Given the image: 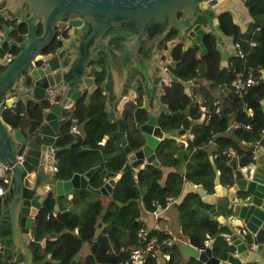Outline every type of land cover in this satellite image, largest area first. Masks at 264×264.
<instances>
[{"label":"water","instance_id":"95a60500","mask_svg":"<svg viewBox=\"0 0 264 264\" xmlns=\"http://www.w3.org/2000/svg\"><path fill=\"white\" fill-rule=\"evenodd\" d=\"M195 1L0 0V14L16 19V23L23 21L26 25L25 32L20 34L21 40L15 41L9 35L13 26L1 24L0 48L4 44L8 48L12 45L17 48L11 55L1 54L0 49V178L6 183L0 197L9 203L0 208L1 264L6 263L5 257L10 254H14L13 261L18 264H42L45 261L32 262L31 252L24 240L29 237L33 218L47 194H51L54 200L53 210L57 212V198L69 197L73 189H87L104 196L111 192L116 178H110L107 173L102 175L98 186L89 184L88 179L97 165L83 172H73L66 179L57 178L54 171L56 162L53 155L59 148L54 147L53 142L63 121L60 115L67 107L64 104L67 87L73 88L74 92L81 90L80 77L85 74V60L92 50L107 52L108 104L112 110L105 106L104 111L107 112L108 120H113L116 124L110 134L119 139L126 154L120 171L127 170L134 160L142 161L139 167L159 165L154 148L163 138H172L178 145L174 153L178 159L177 170L183 173L184 157L189 153L183 142L190 120L184 111L170 112L163 105L162 112L177 118L180 126L175 130H163L157 122V80L166 74L155 61L156 39L174 23L180 28L175 30L182 34V38L194 25L211 29L210 9L195 5ZM204 5L200 2V6ZM243 9L237 1L232 0L213 6L216 14L227 11L241 31L244 30L246 21H254L246 9ZM57 21L59 25L64 21L73 25V42L61 47L58 63H52L48 59L41 68H37L43 74L41 78L47 80L39 83L33 71L36 69L31 67L33 61L39 59V50L51 37L52 25ZM218 34L223 35L220 30ZM216 50L220 66H227L229 58L236 56L234 45H226V41L222 44L218 42ZM25 71H28L30 78L28 84L25 83ZM137 75H142L151 109L146 104L143 105L148 113L147 117L144 122L136 125L143 142L132 150L125 141L121 110L123 103L128 100L125 97L127 88ZM179 82L184 86L190 84L189 81L180 79ZM47 88L54 92L49 98H43ZM18 100L24 105L31 100L34 105H39L40 119L35 121L33 128L24 130L22 126L12 127L3 120V108L12 107ZM261 110L264 114L263 101ZM69 145L67 143L61 148ZM238 159V156L231 154L227 161L231 169V182L227 185L219 183L212 162L215 175L211 193L206 192L201 185L183 181L175 203H179L187 192H194L201 202L209 205V208H205L195 204V209L199 215L216 219L225 227L230 248L225 249L222 256H217L211 251L212 240L208 241L203 250L179 241L177 246L182 258L193 257L202 264H264V148L256 146L253 161L247 165H240ZM143 192L144 188H141V195ZM238 227H244L247 234L241 236L236 233L235 229ZM3 231L9 233V245H6ZM75 257L69 264L74 263Z\"/></svg>","mask_w":264,"mask_h":264},{"label":"trees","instance_id":"16d2710c","mask_svg":"<svg viewBox=\"0 0 264 264\" xmlns=\"http://www.w3.org/2000/svg\"><path fill=\"white\" fill-rule=\"evenodd\" d=\"M248 6L254 21L245 33L235 32V37L240 40L244 51L243 60L233 57L227 66H220L218 52L212 50L199 58L191 59L193 57L190 55L192 62L183 65L176 72L181 78L198 76L208 80L207 85L197 84L194 91L195 96L200 97V102L209 108L208 122L198 120L200 112L197 101L191 102L192 98L184 93L176 94L174 88L167 93L171 109L188 106L186 114L190 118L188 130L191 136L186 140L189 153L184 157L182 174L177 170L178 159L174 156L178 145L172 138H163L154 148L159 165L147 164L139 167V161L135 160L127 170L120 171L126 159L125 153L119 139L110 134L115 123L107 120L101 108L100 93L93 95L87 107L81 111L76 110L78 122L81 123V134L67 131L69 121L63 126L54 139L55 147L59 148L54 155L57 178L66 179L73 172H83L94 165L98 167L88 179L93 187L100 184L104 173L114 176L119 172V175L104 206L91 191L73 189L69 199L62 196L59 210L52 215L54 200L50 193L45 196L34 216L33 236L39 239L46 233L55 232L56 257L61 259V264H66L79 251L83 242H87L88 250L78 261L79 264H116L125 255L119 251L120 248H130L135 242L136 231L143 225L140 220L141 209L151 211L162 207L167 195L176 197L179 194L184 180L199 184L206 192L211 193L215 175L212 162L219 183L230 184L231 169L227 164L230 155L238 156L240 165H247L253 161L254 148L259 145L264 148V134L261 133V128L264 127V114L261 110V101L264 102V80L249 87L242 98L236 96L232 87L233 69L264 66V0H248ZM225 17L228 23L225 30H230L229 16ZM13 21L12 18L0 14V28L2 23L12 25L9 35L18 39V34L25 31V24H15ZM249 38L254 41L253 45H249ZM11 51L16 52L17 48L14 47ZM214 90H219V93L216 94ZM22 108L20 103L3 108L1 116L12 127L20 126L23 121V116L20 115ZM247 109H250V113ZM28 113L36 114L32 109H28ZM122 116L125 141L132 150L137 149L143 138L134 125L132 106H127ZM230 116L248 124V127L233 126L230 134L225 133ZM136 117L142 120L145 115L136 111ZM158 121L163 130H175L180 126V121L170 115L162 114ZM102 138L106 140L101 145L98 141ZM67 143H70L68 147L61 148ZM1 184L3 182L0 179ZM141 188H144L142 195ZM154 200L157 202L153 203ZM66 203L70 205L67 206ZM195 204L209 208V205L201 202L192 192L186 193L179 203L173 204L180 236L194 246H201L202 240L209 237L212 240V253L222 256L223 251L230 248L224 236L227 232L225 227L216 219L199 215ZM150 233L158 234L154 230ZM177 244L178 242L173 241L161 249L168 253V258L162 264H180L181 261L184 264H202L193 257L183 260ZM148 264L160 263L151 258Z\"/></svg>","mask_w":264,"mask_h":264},{"label":"flooded vegetation","instance_id":"af4514ba","mask_svg":"<svg viewBox=\"0 0 264 264\" xmlns=\"http://www.w3.org/2000/svg\"><path fill=\"white\" fill-rule=\"evenodd\" d=\"M223 1H225V0H196L195 1V5L203 8V9H207V8L210 9L211 29L201 28L199 25H194L192 27L191 31L186 36H184L182 38V34L175 30V29L179 30L180 28L176 25V23H174L173 25L166 28L165 29L166 31L164 30V32H162L160 34V36L157 37L155 61L165 71V74H166L165 76L164 75L160 76L159 79L157 80L158 85H159V112L157 113L158 124H159L158 120H159L160 116L162 114H164L162 112L163 111V107H162L163 105H165L166 108L170 112L182 110L186 114V111H187L184 108L171 109V106L169 105V103L167 101L168 91H170L174 88L176 90V94L179 93L181 95L182 93H184L188 98H192L190 100L192 102L196 98L194 91L196 90L195 88L197 87V84L201 83V81H204L203 79H201L198 76L181 78L176 72L183 65L191 63L192 62L191 59H194L196 57L199 58L200 55L206 56L210 51L216 50V44L218 42H219V44H222V43H225V41H226V45H229L231 43L234 45V41L236 40L235 32L238 31L240 34H243L249 30L251 24L253 23V22H247L246 21L244 30L241 31L240 27L235 22L232 21V18L227 11H223V12L216 14L213 11V6L220 4ZM232 1H237L239 3L240 7L242 9L245 8L247 13L249 14V16L251 18H253V20H254V17L249 10L248 0H232ZM200 2L204 3L205 5L203 7L200 6ZM23 11L25 14H27L25 9H23ZM243 11H244V9H243ZM227 15L229 16V24H231V26L229 28L230 30H225L226 25H228V23L226 21L227 17H225ZM240 17H242V14L240 15ZM13 20H14L13 22H15V24L23 22V21H19L18 23H16V19H13ZM59 26H60V28H59ZM25 30H26V25H25ZM200 30H201V33H200ZM218 30L222 31V33H223L222 36H219ZM23 32H25V31H23ZM23 32H20L18 34L19 35L18 39H15V38H13V39H15V41H20L21 40L20 34ZM239 38H241V37H239ZM72 39H73V25L68 24L67 21H64L61 25H59V23L57 21L55 24L52 25V35L47 40V42L40 48L39 59L33 61V64L31 67L33 69H36L33 71H34L36 78L39 81V83L44 82V80H46V78L44 80L41 78V76L43 74L39 73L37 71V68H41L46 63V61L48 59L52 63L53 62H55V64L58 63V61L60 59L61 47L65 46L67 43L71 42ZM219 39H221V42L219 41ZM14 47L16 48L15 45H12L10 48H8L5 44L2 45V47L0 48L1 54L2 53H6L7 55L14 54L15 52L11 51V49ZM202 49H204V51H202ZM190 55L193 58L189 59ZM106 57H107L106 51L92 50L90 52L88 58L85 60V74H82L80 77V81L82 83L81 90L74 92L73 88L67 87L68 93H67V96L64 100V104L67 105V107L63 110V112L60 115V118H62V120H63L59 126L60 132H61V129L63 128V126H65V124L69 121L67 131L72 132V133L81 134L80 129H79L81 123L78 122L76 110L80 109V111H81L82 109L87 107L89 105L93 95L95 96L97 93H100V95H101V100H102V107L101 108H102L103 112H105L106 118L108 120L107 112L104 111V107L106 106L108 108V110H112V109L109 107V104H108ZM231 58H233V57L231 56L229 58V61L231 60ZM229 61H228V63H229ZM24 74L26 76L25 77V83L28 84L30 82L28 71H25ZM51 77H53V76L51 75ZM179 79L183 80V81H189L190 84L184 86L181 82H179ZM194 80H198L199 82L198 81L193 82ZM53 92L54 91L52 89L47 88L45 90V93L43 94V98H45V97L49 98L53 94ZM125 97H128V100L123 103V108H122L121 112H123V110L127 106H132L134 125L137 128V126H136L137 123L144 122L146 117H147V114H148L143 105L146 104V106L151 109L149 98L147 95V91H146V88L143 84L142 75H137V76L133 77L129 87L127 88V92H126ZM105 102H106V105H105ZM17 103H20L23 106L22 111L20 112V115L23 116V121H22L20 126H22V128H26V129L33 128L36 125L35 121L40 119V113H39L40 110L38 107L39 105H37V104L34 105L32 100L29 102H25L26 105H24V103L21 100H18L13 106H15ZM42 105H44V103H42ZM28 109H32V111H34L36 114L35 115H29ZM136 111L141 113V114H144L145 118H143L142 120H138L136 117ZM122 119H123V116H122ZM108 121H110V120H108ZM111 122H114V121L112 120ZM71 125L74 126L75 131L69 130ZM115 127H116V124H115ZM185 135H186V133H185ZM105 140L106 139L102 138L100 141H98V143L102 145V144H104ZM185 140H187L186 136H185ZM183 144H184V142H183ZM53 146L55 147L54 142H53ZM184 146H186V145L184 144ZM54 155H55V153H54ZM54 155H53V157H54ZM125 157H126V154H125ZM54 160H55V158H54ZM137 161H139V163L142 162L141 160H137ZM54 171H56V167H55ZM0 179L3 182V184H1V186H3L5 189L6 183L4 182L3 178H0ZM70 196H71V194H70ZM70 196L69 197L65 196L64 198L69 199ZM96 196H98V198L100 199V197L104 196V195H96ZM107 196H109V195H107ZM61 200H62V196H59L57 198L58 206H59V201L61 203ZM0 201H1L0 208L3 204H5L6 206L9 205V203L7 201L1 200V197H0ZM66 204H67V206L70 205L69 203H66ZM65 209H62V210L64 211ZM51 211H54V210H51ZM33 220H34V218H33ZM2 235L6 241V245H9V237H8L9 233L6 231H3ZM24 242L31 252V261L32 262L39 263L41 260L45 259V261L42 264H61V259L56 257L57 237H56L55 232L46 233L41 238L35 239V237L33 236V226H32L29 229V237L26 240H24ZM83 252H84L83 249L80 248L78 252L74 253L70 257V259L68 260V262L66 264H69V261L72 258H74L76 255L77 256L75 257V261L73 264H79L78 261L81 259ZM13 255L14 254H10V255H7L5 257L6 263L12 262L14 264H18L17 262L13 261Z\"/></svg>","mask_w":264,"mask_h":264},{"label":"built area","instance_id":"2783aa9c","mask_svg":"<svg viewBox=\"0 0 264 264\" xmlns=\"http://www.w3.org/2000/svg\"><path fill=\"white\" fill-rule=\"evenodd\" d=\"M1 28H0V34H1ZM249 45H253L254 41L252 39H248ZM234 49L235 54L238 59L243 60L244 58V51L242 49L240 40L236 39L234 41ZM259 68H240V69H233L234 76L232 79V87L234 90V93L237 97L242 98V96L245 94L247 89L253 85L258 84L259 82H262L264 80L263 73L259 71ZM195 101H197V108L200 112V121H203L204 123L208 122L209 118V108L200 102V98L196 97ZM247 111L250 113V109H247ZM233 126H242L247 128L248 124L242 123L239 120H233L231 123ZM69 130H74L75 128L73 125L70 126ZM261 133H264V127L261 128ZM186 139L190 138L191 133L189 130L186 131ZM184 144H187V141L185 140ZM4 191V187L0 185V194ZM157 201L154 200L153 203H156ZM175 202V197L171 195H167L165 197V203L162 207L168 206L170 204H173ZM155 210V209H154ZM152 210V211H154ZM51 213L54 215L55 212L51 211ZM235 232L238 233L241 236H244L247 234V230L244 227H238L235 229ZM209 237H205L202 242L201 246H195L198 250H203L204 247L207 245L209 241ZM225 240L229 242V235H225ZM170 238L167 235L164 234H152L150 231H147V229L143 226H140L139 229L135 233V242L134 244L126 249L124 257L119 259L116 264H148L151 258H154L157 262L159 260H164L168 258V254L166 252H160L161 249L164 246H167L169 244ZM121 250H125L121 248ZM160 252V254H158Z\"/></svg>","mask_w":264,"mask_h":264},{"label":"crops","instance_id":"0c3cea01","mask_svg":"<svg viewBox=\"0 0 264 264\" xmlns=\"http://www.w3.org/2000/svg\"><path fill=\"white\" fill-rule=\"evenodd\" d=\"M259 69H260L259 71H261L263 73V76H264V66L260 67ZM203 80H206V79H203ZM201 83L203 84L202 81H201ZM205 84L206 85L208 84V80H207V82H204V85ZM214 92L216 94H218L219 90L218 91L214 90ZM196 97H199V96H196ZM184 109L188 110V106H186ZM189 120H190V118H189ZM198 120H200V119L198 118ZM233 120L234 119L232 118V116H230L229 120H228L227 128L225 130V133L230 134V130L233 127V125L231 124ZM189 123H190V121H189ZM23 129L25 130L26 128H23ZM184 139H185V137H184ZM118 174L119 173H116L114 176H109V177L115 179L118 177ZM196 185H199V184H196ZM181 187H182V185H181ZM192 193H194V192H192ZM107 199H108V196L107 197L106 196L100 197V201H101L103 206L106 204ZM173 204H170V205L165 206V207H159V208L157 207L154 211L141 209L140 220L143 222V225H141V226L145 227L147 229V231L154 230L158 234L167 235L170 238L169 244L173 241H176V242L183 241V242H186L189 245H191L184 237L182 238L179 234V227H178L177 220H176V210H175V206ZM226 234H227V232L224 233V236ZM209 240H211V239H209ZM85 245L86 246L88 245L87 242H83L81 245V248L84 251L83 254L87 253V250H88V248H85ZM192 246H194V245H192ZM119 251H121L122 253H125L126 250H121V248H120ZM160 252H163V251H160ZM160 252H158V254H160ZM182 259L184 260V258H182ZM162 262H163V260H159L160 264H162ZM180 264H184L183 261H181Z\"/></svg>","mask_w":264,"mask_h":264},{"label":"rangeland","instance_id":"374dc122","mask_svg":"<svg viewBox=\"0 0 264 264\" xmlns=\"http://www.w3.org/2000/svg\"><path fill=\"white\" fill-rule=\"evenodd\" d=\"M74 210H75V211H77L78 209H77V210H76V209H74ZM83 248H84V247H83ZM85 248H88V245H87V246L85 245Z\"/></svg>","mask_w":264,"mask_h":264}]
</instances>
